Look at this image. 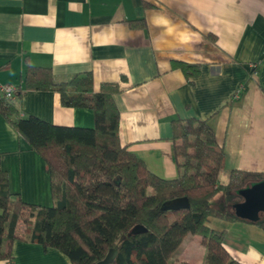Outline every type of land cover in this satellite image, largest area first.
<instances>
[{
    "label": "crops",
    "instance_id": "0c3cea01",
    "mask_svg": "<svg viewBox=\"0 0 264 264\" xmlns=\"http://www.w3.org/2000/svg\"><path fill=\"white\" fill-rule=\"evenodd\" d=\"M26 63L50 67L57 81L90 71L94 91L117 83L120 141L162 178L180 176L171 127L178 118L213 129L224 151L220 185L232 170L264 173V0H0V84L22 85ZM184 65L197 71L188 76ZM15 106L54 125H94L90 108L65 106L54 91L24 90ZM0 154L12 194L52 204L46 163L1 115ZM205 224L223 233L235 260L264 264L260 226L216 216ZM205 251L200 236L187 234L171 262L206 264ZM11 256L0 264H73L19 239Z\"/></svg>",
    "mask_w": 264,
    "mask_h": 264
},
{
    "label": "trees",
    "instance_id": "16d2710c",
    "mask_svg": "<svg viewBox=\"0 0 264 264\" xmlns=\"http://www.w3.org/2000/svg\"><path fill=\"white\" fill-rule=\"evenodd\" d=\"M130 24L142 26L143 20ZM191 67L183 66L188 76L197 71L187 72ZM21 81L14 98L0 92V115L46 163L52 204L26 203L12 194L0 154V260L11 259L12 244L19 239L57 249L73 264H172L181 239L196 234L206 249V264H241L225 249L223 233L205 222L208 216L243 220L232 210L242 200L237 190L264 180V173L232 170L227 184L220 185L224 151L206 120L171 121L180 176L165 179L122 145L113 101L120 91L117 83H102L94 91L90 71L57 81L50 67L31 63ZM24 90L54 91L65 106L90 108L93 127L20 116L15 99ZM177 197H186L189 208L161 209ZM254 223L264 230L263 217Z\"/></svg>",
    "mask_w": 264,
    "mask_h": 264
},
{
    "label": "water",
    "instance_id": "95a60500",
    "mask_svg": "<svg viewBox=\"0 0 264 264\" xmlns=\"http://www.w3.org/2000/svg\"><path fill=\"white\" fill-rule=\"evenodd\" d=\"M237 194L242 200L232 204L236 216L249 221H257L260 217L264 218V180L253 181L245 187L238 189ZM189 208L186 197H177L166 200L161 205L163 210H179ZM112 255L109 251L104 262H108Z\"/></svg>",
    "mask_w": 264,
    "mask_h": 264
},
{
    "label": "built area",
    "instance_id": "2783aa9c",
    "mask_svg": "<svg viewBox=\"0 0 264 264\" xmlns=\"http://www.w3.org/2000/svg\"><path fill=\"white\" fill-rule=\"evenodd\" d=\"M253 67H255V65H253ZM15 89L16 87L11 84H0V92L3 93L7 98H14Z\"/></svg>",
    "mask_w": 264,
    "mask_h": 264
},
{
    "label": "rangeland",
    "instance_id": "374dc122",
    "mask_svg": "<svg viewBox=\"0 0 264 264\" xmlns=\"http://www.w3.org/2000/svg\"><path fill=\"white\" fill-rule=\"evenodd\" d=\"M23 225L22 223L20 224L19 231H22Z\"/></svg>",
    "mask_w": 264,
    "mask_h": 264
}]
</instances>
